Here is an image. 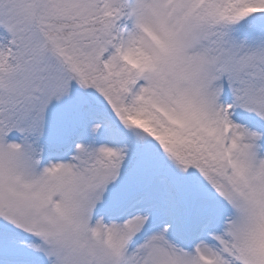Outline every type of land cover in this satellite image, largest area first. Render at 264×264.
I'll return each mask as SVG.
<instances>
[{"label": "snow or ice", "instance_id": "snow-or-ice-1", "mask_svg": "<svg viewBox=\"0 0 264 264\" xmlns=\"http://www.w3.org/2000/svg\"><path fill=\"white\" fill-rule=\"evenodd\" d=\"M0 264H264V0H0Z\"/></svg>", "mask_w": 264, "mask_h": 264}]
</instances>
